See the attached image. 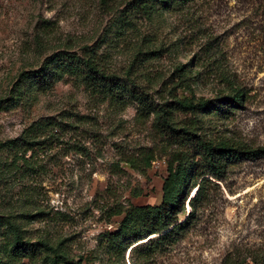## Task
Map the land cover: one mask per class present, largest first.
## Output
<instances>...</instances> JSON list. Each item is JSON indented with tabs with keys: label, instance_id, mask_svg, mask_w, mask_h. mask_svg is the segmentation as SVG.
<instances>
[{
	"label": "rangeland",
	"instance_id": "rangeland-1",
	"mask_svg": "<svg viewBox=\"0 0 264 264\" xmlns=\"http://www.w3.org/2000/svg\"><path fill=\"white\" fill-rule=\"evenodd\" d=\"M196 139L264 148V0H0V264H264V157L135 242Z\"/></svg>",
	"mask_w": 264,
	"mask_h": 264
},
{
	"label": "trees",
	"instance_id": "trees-1",
	"mask_svg": "<svg viewBox=\"0 0 264 264\" xmlns=\"http://www.w3.org/2000/svg\"><path fill=\"white\" fill-rule=\"evenodd\" d=\"M135 1L143 3L147 0ZM84 63L85 67H87L90 71H94V67L90 61H85ZM29 74L38 80H44V78H46L45 69L43 68L33 70ZM241 98V91L236 90L226 98L225 102L237 104L241 101ZM206 104V100L197 99L195 102H189L183 106L188 110L196 111L204 108ZM194 143L202 153V163L200 165H195L189 174V179L193 180L191 187L192 196H188L187 199L189 211L184 214L182 219L177 218V214L183 210V201L186 199L188 192V190H186L184 195L181 196V198H178V190L176 191L174 186L176 184V177L179 173L178 167V169L168 174L163 183L162 201L160 206L144 205L135 207V215L144 216L146 225L148 226L146 228V235L142 238H135V242L142 239L144 240V245H147L152 244L153 241L158 242L168 237L179 235L186 225L189 217L192 216L194 202L198 199V197H200L203 186L210 183L209 178L220 180L222 179L228 165L240 161L264 157L263 147L252 148L240 141L234 142L227 139H220L211 142L209 140L196 139ZM138 224L139 223L135 222V227ZM143 225L144 224H142V226ZM141 232L142 229L135 228V236H139ZM139 243H136L135 246ZM42 246L48 248L45 244H42ZM130 250H132V247Z\"/></svg>",
	"mask_w": 264,
	"mask_h": 264
},
{
	"label": "water",
	"instance_id": "water-1",
	"mask_svg": "<svg viewBox=\"0 0 264 264\" xmlns=\"http://www.w3.org/2000/svg\"><path fill=\"white\" fill-rule=\"evenodd\" d=\"M144 242V241H143Z\"/></svg>",
	"mask_w": 264,
	"mask_h": 264
}]
</instances>
